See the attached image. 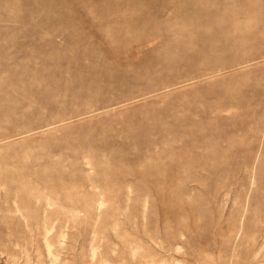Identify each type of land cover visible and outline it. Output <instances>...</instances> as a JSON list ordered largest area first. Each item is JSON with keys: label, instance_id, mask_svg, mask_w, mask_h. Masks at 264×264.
<instances>
[{"label": "rangeland", "instance_id": "rangeland-1", "mask_svg": "<svg viewBox=\"0 0 264 264\" xmlns=\"http://www.w3.org/2000/svg\"><path fill=\"white\" fill-rule=\"evenodd\" d=\"M0 264H264V0H0Z\"/></svg>", "mask_w": 264, "mask_h": 264}, {"label": "bare ground", "instance_id": "bare-ground-1", "mask_svg": "<svg viewBox=\"0 0 264 264\" xmlns=\"http://www.w3.org/2000/svg\"><path fill=\"white\" fill-rule=\"evenodd\" d=\"M225 1H226V0H225ZM185 2H186V1H185ZM223 2H224V1H223ZM227 2H228V0H227ZM182 3H183V2H182ZM221 3H222V2H221ZM184 4H185V3H184ZM184 6H185V5H184ZM187 6H188V5H187ZM189 6H190V5H189ZM189 6H188V7H189ZM193 6H194V5H193ZM188 7H187V8H188ZM202 7H203V6H202ZM190 8H191V7H190ZM182 9H183V8H182ZM184 10H185V9H184ZM186 10H187V9H186ZM186 10H185V11H186ZM192 10H193L194 12H196V10H194V9H192ZM198 11H199V10H198ZM183 12H184V11H183ZM219 12H220V11H219ZM186 13H188V12H186ZM190 14H191V13H190ZM196 14H197V13H196ZM201 14H202V13H201ZM201 14H200V15H201ZM219 14H220V13H219ZM184 15H185V14H184ZM197 15H198V14H197ZM195 16H196V15H195ZM202 16H203V15H202ZM205 16H206V15H205ZM205 16H204V17H205ZM191 17H193V16H191ZM197 17H198V16H197ZM194 18H195V17H194ZM194 18H192V19H194ZM195 19H196V18H195ZM205 19H206V18H204V20H205ZM211 19H212V18H211ZM132 20H133V19H132ZM182 20H184L185 23L189 24V23L187 22V21H188V17H184V19H182ZM190 20H191V19H190ZM129 22H130V21H129ZM190 22H191V21H190ZM205 22H206V21H205ZM209 22H210V21H209ZM193 24H194V23H193ZM116 33H117V32H116ZM116 36H117V35H116Z\"/></svg>", "mask_w": 264, "mask_h": 264}]
</instances>
